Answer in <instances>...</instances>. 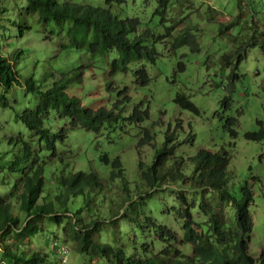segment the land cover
Segmentation results:
<instances>
[{
    "label": "rangeland",
    "instance_id": "1",
    "mask_svg": "<svg viewBox=\"0 0 264 264\" xmlns=\"http://www.w3.org/2000/svg\"><path fill=\"white\" fill-rule=\"evenodd\" d=\"M160 1L123 0L119 5L121 18L136 22L137 35L151 34L145 38V46H153L159 53L154 63L136 62L124 73L110 71V64L117 57L115 51L92 55L70 44L62 48L60 45L67 43L68 35L51 34V29L58 28L39 25L36 17L29 18L30 30L22 26L20 32L19 12L25 8V0L1 2L4 11L0 14V54L22 79L33 77L42 91L62 74L84 66L82 82L69 83L67 91L87 108L110 110L122 97H129L123 104V117L113 126H105L96 133L80 127L69 129L65 146L57 145L58 156L68 160L67 170L86 175L95 173L101 179L99 185L86 188L88 197H70L67 204L71 212L82 208L81 214L86 213L93 223H101L97 224L99 235L103 236L105 230L112 245L126 250L135 246L132 252L137 256L150 255L156 264H167L176 258L174 247L179 253H188L177 246L182 244L183 236L178 194L185 197L186 207H194L191 213L196 221L209 220L200 208L206 204L213 207L219 222L234 223V209L211 191H202L193 181L195 173L189 158L207 150L227 159L224 183L227 191L236 200L241 197V189L251 194L248 254L257 258L264 250V138L252 141L244 135L257 132L258 123L264 127V0H163L165 12ZM59 2L105 7L103 0ZM171 25L175 29L168 36ZM182 30L187 31L188 42L174 48V38ZM179 63L184 65L183 70L179 69ZM140 67L145 68L149 78L145 85H139L133 74ZM178 95L189 100L198 114L179 108L174 102ZM6 100L10 107H0V153L5 152L0 160L3 162L0 196L8 194L17 173L13 163L18 147L16 144L8 147L6 139L18 136L30 142L34 151L39 149L38 137L16 123L10 111L25 104L33 106L36 97L26 93L23 87H15L6 94ZM136 108L147 111V117L141 121L129 120ZM229 119L235 123L226 126ZM44 124L54 130L67 123L51 114ZM229 129L236 132L235 137ZM144 131H148L149 139L140 144ZM167 138L168 146H175L173 155L162 160L156 174L158 180L148 184L140 179L139 162L144 170L150 166L156 152L164 153ZM37 153L49 157L40 202H54V196L62 192L54 178L60 176L64 164L44 149ZM102 155L109 160H120L125 182L110 179L112 169L99 161ZM11 206L16 212L18 204L13 202ZM19 217L23 219L24 214L19 213ZM84 217L89 223L87 216ZM147 217L175 232L177 244L173 252L162 251L166 242L157 240L154 227H147ZM67 221L56 227L46 219L41 220L43 231L28 240L30 250L47 254L45 264H60L62 256L53 246L56 241L57 245L67 247L66 264H107L74 250V243L66 236Z\"/></svg>",
    "mask_w": 264,
    "mask_h": 264
},
{
    "label": "trees",
    "instance_id": "2",
    "mask_svg": "<svg viewBox=\"0 0 264 264\" xmlns=\"http://www.w3.org/2000/svg\"><path fill=\"white\" fill-rule=\"evenodd\" d=\"M2 1L5 0H0V14L4 11L1 7ZM25 2V8L19 12L20 32L22 26L30 30L29 18L36 17L37 24L58 28V30L51 29V34L65 32L68 35L67 43L60 45L62 48L70 44L74 48L84 49L92 55H105L115 51L117 57L110 64L111 73L117 71L124 73L133 63L140 61L154 63L159 57L157 49L153 46H145V38L152 35L149 33L147 36L137 35L136 22L121 18L119 5L123 3V0H103L105 7L60 3L59 0H25ZM159 4L163 6L162 12H165V1L161 0ZM175 25H171L167 29L168 36L175 29ZM187 42V31L182 30L180 35L174 38L173 46L177 48ZM178 67L180 70L184 69V65L181 63L178 64ZM83 73L84 66L75 67L70 74H62V77L55 80L51 87L42 91L33 77L28 76L22 79L15 67L0 54V107H10L6 100V94L15 87H23L26 93L36 97V103L33 106L27 107L25 104L23 107L11 108L10 111H13L16 123L22 125L29 133H34L39 139L38 151H34L30 142L18 136H9L6 139L8 147L11 148L13 144H16L18 148L17 158L13 163L17 170L16 182L9 188L8 194L0 196L1 264H45L48 258L47 254L31 251L27 243L29 239L35 238L43 231L39 224L43 219L50 221L56 227L68 219L66 236L74 243L73 248L80 255H92L94 259L100 258L107 264H156L150 255L137 256L134 254L132 249H135V246L126 250L121 246L112 245L107 241L109 233L103 230V236L99 235L100 225L97 224L101 223H93L86 213L81 214L82 208L76 209L74 212L68 208L70 197L74 199L83 196L85 199L88 197L86 188L99 185L101 179L95 173L86 175L83 172L67 170L68 160L58 156L57 145L65 146L69 129L80 127L96 133L105 126L108 128L113 126L123 117L124 102L129 101V97H122L112 105L110 110L85 107L76 96H70L67 91L69 83L79 84L82 82ZM133 74L139 85L148 83L149 78L144 67L135 69ZM174 102L179 108L194 115L198 114L197 108L184 96H176ZM51 114L64 120L67 124L62 127L56 126L54 130H51L44 124ZM147 115V111H140L136 108L132 111L129 120L141 121ZM234 123L233 119H229L225 125L231 126ZM258 124L257 132L244 135L246 140L260 141L264 138V127L261 123ZM229 133L233 137L236 136V132L232 129H229ZM148 139V131H144V136L139 143L143 144ZM169 143L170 140L167 138L164 143V153L156 152L154 160L145 170L143 164L139 162L141 180L148 184L158 180L156 174L162 160L173 155L175 146L169 147ZM42 149L64 164L59 173L60 176L54 178L62 188V192L54 196V202H40L44 186L45 165L49 163L47 160L49 157L40 156L37 153ZM4 155L5 152L0 153V160ZM99 161L110 165L111 180L119 178L125 182L122 176L123 168L118 158L109 160L106 155H102ZM189 161L195 173L193 176L195 184L201 186L202 191L203 189L211 191L217 199L228 203L234 209V223L232 220L230 223L219 222L213 213V207L206 204H202L200 208L209 217V220L206 223L196 221L191 213V209L194 207H186L185 197L183 194H178L177 199L181 200L179 217L182 220L183 236L182 244L177 246L188 253H179L174 247L177 244L174 231L167 226L155 224L150 217L145 220L147 227L155 228L157 240L166 242V247L162 251L172 249L173 252L174 247L176 258L167 264H264V250L260 251L257 258L248 254V239L252 229L248 212L251 194L247 190L241 189V197L236 200L224 186L227 159L217 153L200 150L189 158ZM2 163L0 161V164ZM171 179L176 180L177 177ZM13 202L18 204L16 212H13L11 206ZM19 213L24 214L23 219L19 217ZM84 215L87 216L89 223L85 221ZM202 224L205 226L202 227ZM56 244L57 242L54 241L53 246L59 256H62L59 263L63 264L61 259L65 257L64 264H66L67 247Z\"/></svg>",
    "mask_w": 264,
    "mask_h": 264
},
{
    "label": "built area",
    "instance_id": "3",
    "mask_svg": "<svg viewBox=\"0 0 264 264\" xmlns=\"http://www.w3.org/2000/svg\"><path fill=\"white\" fill-rule=\"evenodd\" d=\"M65 257H63L62 259H61V262L64 264L65 263Z\"/></svg>",
    "mask_w": 264,
    "mask_h": 264
},
{
    "label": "bare ground",
    "instance_id": "4",
    "mask_svg": "<svg viewBox=\"0 0 264 264\" xmlns=\"http://www.w3.org/2000/svg\"><path fill=\"white\" fill-rule=\"evenodd\" d=\"M57 245V244H56ZM59 245V244H58Z\"/></svg>",
    "mask_w": 264,
    "mask_h": 264
}]
</instances>
